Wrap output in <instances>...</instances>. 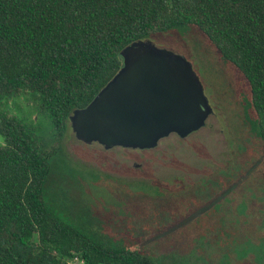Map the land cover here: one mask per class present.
<instances>
[{
	"label": "trees",
	"instance_id": "trees-1",
	"mask_svg": "<svg viewBox=\"0 0 264 264\" xmlns=\"http://www.w3.org/2000/svg\"><path fill=\"white\" fill-rule=\"evenodd\" d=\"M189 27L243 76L264 140V0H0V100L29 94L50 130L43 142L31 123L0 115V264L187 263L101 232L92 209L58 183L77 193L60 141L72 110L119 68L120 49Z\"/></svg>",
	"mask_w": 264,
	"mask_h": 264
},
{
	"label": "rangeland",
	"instance_id": "rangeland-1",
	"mask_svg": "<svg viewBox=\"0 0 264 264\" xmlns=\"http://www.w3.org/2000/svg\"><path fill=\"white\" fill-rule=\"evenodd\" d=\"M148 39L189 62L211 110L204 125L151 148L105 149L76 139L68 123L60 166L77 193L58 186L92 209L101 232L161 260L175 253L188 255L186 264H264V140L253 131L243 76L194 27ZM2 112L50 140L29 94L1 99Z\"/></svg>",
	"mask_w": 264,
	"mask_h": 264
},
{
	"label": "water",
	"instance_id": "water-1",
	"mask_svg": "<svg viewBox=\"0 0 264 264\" xmlns=\"http://www.w3.org/2000/svg\"><path fill=\"white\" fill-rule=\"evenodd\" d=\"M118 56L113 76L68 116L76 139L105 149H146L170 133L185 137L204 125L211 110L181 54L145 39L125 45Z\"/></svg>",
	"mask_w": 264,
	"mask_h": 264
},
{
	"label": "built area",
	"instance_id": "built-area-1",
	"mask_svg": "<svg viewBox=\"0 0 264 264\" xmlns=\"http://www.w3.org/2000/svg\"><path fill=\"white\" fill-rule=\"evenodd\" d=\"M74 260H78L77 258H73ZM72 260V259H71ZM79 261H81V260H79ZM81 263H82V261H81Z\"/></svg>",
	"mask_w": 264,
	"mask_h": 264
}]
</instances>
